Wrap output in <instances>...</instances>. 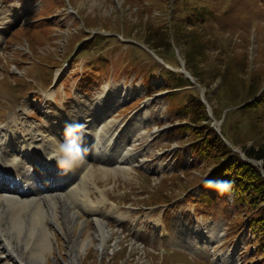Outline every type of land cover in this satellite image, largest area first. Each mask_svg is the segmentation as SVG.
<instances>
[{
	"label": "rangeland",
	"instance_id": "374dc122",
	"mask_svg": "<svg viewBox=\"0 0 264 264\" xmlns=\"http://www.w3.org/2000/svg\"><path fill=\"white\" fill-rule=\"evenodd\" d=\"M16 15L0 43V130L23 144L25 121L41 129L67 114L94 119L102 100L115 133L126 132L123 145L135 141L142 159L131 173L104 177L99 170L93 179L99 185L92 184L95 200L103 190L107 212L125 218H110L113 235L100 251L93 221L82 214L88 224L84 234L78 226L73 238L93 240L77 264H227L221 256L264 264V243L234 193L220 194L204 183L213 166L193 157L194 139L185 128L191 115L180 112L196 94L208 106L212 126L244 159L247 147L262 144L264 0H0L1 27ZM182 20L186 27H179ZM152 36L171 39L177 49L163 42L155 47L147 40ZM195 37L205 54H195L193 62L184 42L192 45ZM162 66L185 68L199 86L191 81L194 86L173 89ZM124 90L128 98L114 106ZM250 103L259 104L243 109ZM89 166L101 168L96 160ZM50 228L57 240L48 264H70L68 241ZM187 237L194 243L184 242Z\"/></svg>",
	"mask_w": 264,
	"mask_h": 264
},
{
	"label": "bare ground",
	"instance_id": "6f19581e",
	"mask_svg": "<svg viewBox=\"0 0 264 264\" xmlns=\"http://www.w3.org/2000/svg\"><path fill=\"white\" fill-rule=\"evenodd\" d=\"M17 18L18 15L7 22L8 27L0 26V42L6 31L15 25ZM128 94V90L119 92V98L113 101L114 106L125 101ZM96 103L99 114H95L94 119L81 115L78 118L83 120H73L67 114L60 117L64 118L61 122L51 118V124L41 129L25 121L27 137L23 142H29L30 151L19 142H22L21 139L10 138L11 134L4 129L0 130V260H9L14 264H48L47 254L53 251L54 239L57 240L56 234L50 228L52 225L68 241L70 264H77L81 254L88 250L93 240L92 237L88 242L73 238L78 226L83 233L88 224L87 219L82 220V214L88 215L93 221L100 251L105 250L109 238L113 235L109 226L110 218L118 222L124 221L125 217L107 212V195L103 190L100 192L101 199L95 200L92 184H96V188L99 185L93 179L98 177L99 170L104 177L131 173L134 166L141 165L142 159L140 160V154L133 150L135 141L127 146L123 145L126 132L121 135L115 133V122L106 116L109 111L107 104L102 100H97ZM75 111H82L79 104L76 105ZM46 112L49 113V109ZM148 116L147 114L144 117ZM98 120L101 122L95 127ZM76 123L86 125L83 146L88 149L87 163L64 172L58 168L55 159H48L47 156L58 148L57 141L65 140V125ZM52 132L59 133V138ZM13 156L20 157L22 163L16 167L10 166L8 162ZM92 160L98 161L101 168L89 166ZM12 172L16 175L15 180L22 182L18 188H11L9 185V174ZM157 226L161 228L160 232L165 231V225L158 222ZM189 241L194 243L191 238L184 239V242ZM221 258L224 263L236 264L232 258ZM218 259L220 260L216 257V260ZM55 264L60 263L56 261Z\"/></svg>",
	"mask_w": 264,
	"mask_h": 264
},
{
	"label": "trees",
	"instance_id": "16d2710c",
	"mask_svg": "<svg viewBox=\"0 0 264 264\" xmlns=\"http://www.w3.org/2000/svg\"><path fill=\"white\" fill-rule=\"evenodd\" d=\"M180 26L186 27L187 21L182 20L179 27ZM163 28L167 27L164 26ZM163 28L161 27L159 29ZM159 29L157 28L154 30L153 34ZM182 35L183 37L185 36V34ZM186 35L187 39L184 37V40L192 38V36ZM152 37L153 38L147 40L150 43L153 41L154 46L157 48L161 47L160 45L163 42L169 50L175 52L177 49L171 39L168 41H157L154 39V36ZM196 37L192 41V45H189L188 42L185 44L184 42V45L190 46L191 48L188 54L191 56L192 60L196 57L195 54H197L196 58H199L201 53L205 54L203 53L204 51L199 50L200 40ZM178 39L182 44V38ZM187 61L190 65L194 62V60L193 62H189V59ZM161 68L166 73L168 72L170 83L175 85L173 89L178 91L185 87L194 86L184 73L170 70L164 66ZM222 76V78H226L227 71ZM257 96L258 95H255L252 99ZM257 104L259 103L247 104V107L243 109H249L250 111V109H253ZM226 109L228 108L226 107L223 110ZM180 112L191 115L190 122H187L185 128L191 133L194 139L190 148L193 157L197 158L199 161H204L207 167L213 166L210 173L211 180H226L231 182V188L226 192L234 193V202L243 207V211L241 212L245 213L244 217L246 216V218H248L251 216L250 221H248L250 229L254 230V232L259 235L258 240L264 243V135L263 142L259 147L253 145L244 150L246 154V159H244L239 152H236L235 149L227 143L218 130L212 126L211 122L213 120L209 114L208 106L201 97L196 94H191L189 101L183 106ZM223 120L225 126L227 124V118H223ZM252 160L262 161L263 164L257 165L252 162ZM213 189L220 194L222 193L214 187ZM209 201L211 200L209 199Z\"/></svg>",
	"mask_w": 264,
	"mask_h": 264
},
{
	"label": "clouds",
	"instance_id": "9594fccd",
	"mask_svg": "<svg viewBox=\"0 0 264 264\" xmlns=\"http://www.w3.org/2000/svg\"><path fill=\"white\" fill-rule=\"evenodd\" d=\"M85 129V124L65 125V140L57 141L58 148L47 156L48 159H55L58 168L62 171L68 172L87 163L88 149L83 146ZM8 163L16 167L22 161L20 157L13 156ZM204 183L222 193L231 188V182L226 180H205Z\"/></svg>",
	"mask_w": 264,
	"mask_h": 264
},
{
	"label": "water",
	"instance_id": "95a60500",
	"mask_svg": "<svg viewBox=\"0 0 264 264\" xmlns=\"http://www.w3.org/2000/svg\"><path fill=\"white\" fill-rule=\"evenodd\" d=\"M152 54L154 56H156L153 52ZM182 72L185 73V75L197 86H199V84L197 83L196 79L190 74V72H188L185 68L182 69ZM204 96H205V93H204Z\"/></svg>",
	"mask_w": 264,
	"mask_h": 264
}]
</instances>
